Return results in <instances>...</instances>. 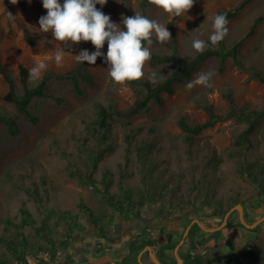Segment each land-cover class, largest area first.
<instances>
[{"label":"rangeland","instance_id":"rangeland-1","mask_svg":"<svg viewBox=\"0 0 264 264\" xmlns=\"http://www.w3.org/2000/svg\"><path fill=\"white\" fill-rule=\"evenodd\" d=\"M241 1L194 0L187 13L175 15L155 0H107L102 11L117 24L135 12L165 24L176 39L179 56L191 60L206 49L198 51L192 45L197 39L208 41L212 17ZM44 14L41 0H0V61L14 79L15 94L23 92L20 66L27 71L28 87H36L44 74L51 75L45 95L29 101L28 111L36 118L32 123L3 99L9 85L0 73V116H13L19 128L11 135L0 121V264H27L25 256L52 253L59 241L91 223L121 227L137 211L175 214V223H169L175 225V243L190 219L216 227L237 204L243 206L247 223L264 216V115L247 135L248 142L235 144L254 112L264 108V83L252 75L255 70L264 76V0H251L228 19L224 47L244 38L237 49L244 68L227 57L220 69L218 56L212 55L189 77L174 83L171 94L162 92V103L150 100L140 111L134 110L136 90L128 80L114 82L102 58L94 65L75 60L81 50H95L90 41L64 44L63 62L55 63L52 57L61 44L39 29ZM255 21L253 34L245 38ZM24 29L35 35L34 44L24 40ZM212 47L217 49L219 42ZM149 48L155 54L171 53L162 43L153 42ZM102 51H107V42ZM46 57L48 68L40 78L30 79L28 69ZM176 67L153 66L148 60L141 79L156 85ZM76 69L83 75L77 76L81 94L74 91L70 78L57 77ZM201 72L213 73L209 85L188 88ZM153 73L155 82L150 79ZM206 106L222 118L185 141L179 121L203 123L208 119ZM101 107L107 112L104 125L98 121ZM240 113L248 120L239 119ZM22 209L31 222L23 221ZM177 214H185V220L178 221ZM238 219L235 208L222 229L195 228L189 241L203 245L197 246L188 264H264V220L248 231ZM216 245L219 257L204 255L206 246ZM201 249L203 254H198ZM249 249L259 256L246 257Z\"/></svg>","mask_w":264,"mask_h":264},{"label":"clouds","instance_id":"clouds-1","mask_svg":"<svg viewBox=\"0 0 264 264\" xmlns=\"http://www.w3.org/2000/svg\"><path fill=\"white\" fill-rule=\"evenodd\" d=\"M41 3L46 14L39 17V29L45 33L50 32L52 38L61 44L52 57L55 63L59 65L63 62L66 51L64 44L90 41L95 50L90 52L83 49L74 55L75 60L94 65L98 57L102 58L114 82L135 80L144 76L145 62L151 58L149 46L153 43V35L159 42L171 39L165 24L149 19L139 12L132 16H122L120 24L112 21L110 15L102 11L107 0H41ZM155 3L168 13L182 15L193 6L194 0H155ZM98 4L100 8H97ZM227 25L225 13L215 14L212 17L213 32L208 42L194 40L193 48L201 51L208 43L215 45L221 41L228 32ZM105 42L106 52L102 51ZM48 59L46 57L35 60L28 69L30 79L42 76L48 68ZM212 76V72H201L187 87L208 86ZM155 78L156 73H153L150 79L155 82ZM25 260L27 264H37V260L30 255L25 256Z\"/></svg>","mask_w":264,"mask_h":264},{"label":"flooded vegetation","instance_id":"flooded-vegetation-1","mask_svg":"<svg viewBox=\"0 0 264 264\" xmlns=\"http://www.w3.org/2000/svg\"><path fill=\"white\" fill-rule=\"evenodd\" d=\"M177 215L180 216L178 221L185 220V214ZM175 216L169 210L154 211L150 215L137 211L130 221L121 227L91 223L85 230H77L70 238L59 241L52 253L47 252L50 259L42 264H178L176 255L180 257V254L184 259L190 258L189 262L181 259V264L191 263L197 246L200 248L203 245L201 242L191 244L189 241L191 234L199 226L194 222L179 245L186 227L194 218L185 223L181 237L175 243L172 242L175 225L169 226V223H175ZM238 220L240 221V216ZM217 247L219 245L213 247L214 249L206 246L204 255L212 253L219 257L215 254ZM202 249L198 254H203Z\"/></svg>","mask_w":264,"mask_h":264},{"label":"trees","instance_id":"trees-1","mask_svg":"<svg viewBox=\"0 0 264 264\" xmlns=\"http://www.w3.org/2000/svg\"><path fill=\"white\" fill-rule=\"evenodd\" d=\"M8 2L9 0H5ZM251 0H242L234 9L223 11L220 13H225L227 20L234 18L238 12ZM256 21L253 23L249 31L246 33L245 38L251 36L254 32ZM24 40L29 44H34L36 37L35 35H30L28 33V30L24 29L23 31ZM224 39V38H223ZM223 39L219 41V47L217 49H213L212 44L208 43L206 46V49L198 54L195 55V57L191 60H185L182 59L178 54V48L176 45V39L174 37H171L166 42H159L156 37H152V41L156 43H162L166 46H168L171 49L170 54H155L151 53V58L149 59L150 64L153 66L163 64V63H176L177 67L170 73V75L162 82L153 85L149 81L143 80V79H135V80H128L129 84L136 90L137 92V99L135 101V111H140L144 108H146L148 102L150 100H155L157 103H162V92H167L171 94L173 92L172 85L174 83H179L183 79L189 77L192 72L201 64L203 63L208 57L212 55H216L219 58V68H223V64L227 57H231L233 62L239 66L243 67V64L237 59V49L243 42L244 38L236 42L232 47L225 48ZM208 42V41H206ZM20 72V78L23 84V92L20 96H17L14 92L15 83L12 75L10 72L2 65L0 61V73L5 79V81L9 85V91L6 95H4L3 99L8 102H12L15 105L16 111L23 114L26 119H28L30 122L34 123L36 118L35 116L31 115V113L28 111V104L29 101L33 96H43L44 88L46 86V83L48 82L50 78V73H46L43 75L41 81L38 83L36 87H28L26 84V77H27V71L25 67L20 66L19 67ZM82 75V72L80 69H76L75 71H69L64 75H57L59 79L63 78H70L73 84L74 91L77 94H81L82 91L80 89V86L78 84L77 76ZM252 75L256 77L258 80H260L262 83H264V76L259 74L257 71L253 70ZM140 86V87H139ZM142 86V88H141ZM208 119L200 124L195 125H189L186 123V121L182 118L179 121L181 129L185 132L184 140L185 141H191L192 135L199 133L202 129L206 127L212 126L218 119L222 118V116L214 114L210 106L205 107ZM233 112V111H232ZM116 113L121 114L120 112L116 111ZM235 113L233 112L232 115ZM264 115V108L261 109L258 112H254V119L249 122L247 128L242 132L240 135V138H237L235 140V144L240 145L243 142H248L247 135L252 132L254 129L256 122L259 118H261ZM107 116V112L104 108H99L98 110V121L100 125L105 124V117ZM239 119H247L248 117L244 115L243 113H240L238 115ZM0 121H3L6 125L7 131L11 135H17L19 132V128L16 124L15 118L13 116H0ZM23 213V221L25 222H31V217L26 209H22ZM259 256V253L255 250H247L246 251V257H257ZM245 257V258H246Z\"/></svg>","mask_w":264,"mask_h":264},{"label":"water","instance_id":"water-1","mask_svg":"<svg viewBox=\"0 0 264 264\" xmlns=\"http://www.w3.org/2000/svg\"><path fill=\"white\" fill-rule=\"evenodd\" d=\"M237 209L238 213H239V216H240V222L248 229H253L255 228L261 221L264 220V216L261 218V219H258L254 222H252L251 224L247 223L244 219H243V206L241 204H237L235 205L234 207L230 208L226 213L225 215L223 216V219L220 223V225L216 226V227H205L198 219H194L190 222V224L186 227L184 233H183V236H182V239L180 240L179 242V245L184 241L185 239V236L190 228V226L195 222L201 229L207 231V232H215V231H218L220 229L223 228V225H226L227 224V220H228V216L229 214L234 210V209ZM176 259H177V262L178 264H181L182 260L179 256L176 255Z\"/></svg>","mask_w":264,"mask_h":264},{"label":"built area","instance_id":"built-area-1","mask_svg":"<svg viewBox=\"0 0 264 264\" xmlns=\"http://www.w3.org/2000/svg\"><path fill=\"white\" fill-rule=\"evenodd\" d=\"M37 260V264H42L44 262H47L50 259V255L46 253H41L38 255V257H34Z\"/></svg>","mask_w":264,"mask_h":264}]
</instances>
